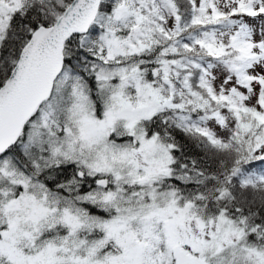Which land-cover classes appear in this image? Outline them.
<instances>
[{"label":"snow or ice","instance_id":"6c2138e0","mask_svg":"<svg viewBox=\"0 0 264 264\" xmlns=\"http://www.w3.org/2000/svg\"><path fill=\"white\" fill-rule=\"evenodd\" d=\"M0 264H264V0H0Z\"/></svg>","mask_w":264,"mask_h":264},{"label":"rangeland","instance_id":"374dc122","mask_svg":"<svg viewBox=\"0 0 264 264\" xmlns=\"http://www.w3.org/2000/svg\"><path fill=\"white\" fill-rule=\"evenodd\" d=\"M216 130H218L221 134L226 135V133L222 129L217 128Z\"/></svg>","mask_w":264,"mask_h":264},{"label":"trees","instance_id":"16d2710c","mask_svg":"<svg viewBox=\"0 0 264 264\" xmlns=\"http://www.w3.org/2000/svg\"><path fill=\"white\" fill-rule=\"evenodd\" d=\"M218 131V130H217ZM219 132V131H218ZM219 134L221 135V136H223V134H221L220 132H219ZM181 139H183L182 137H181Z\"/></svg>","mask_w":264,"mask_h":264}]
</instances>
